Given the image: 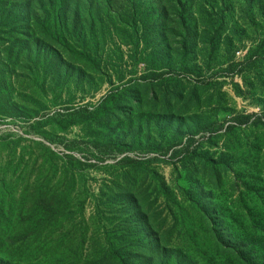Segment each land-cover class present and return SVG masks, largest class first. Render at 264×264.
Listing matches in <instances>:
<instances>
[{
	"label": "rangeland",
	"instance_id": "1",
	"mask_svg": "<svg viewBox=\"0 0 264 264\" xmlns=\"http://www.w3.org/2000/svg\"><path fill=\"white\" fill-rule=\"evenodd\" d=\"M220 227L264 259V0H0V264H239Z\"/></svg>",
	"mask_w": 264,
	"mask_h": 264
},
{
	"label": "trees",
	"instance_id": "2",
	"mask_svg": "<svg viewBox=\"0 0 264 264\" xmlns=\"http://www.w3.org/2000/svg\"><path fill=\"white\" fill-rule=\"evenodd\" d=\"M68 2V0H65ZM142 223L150 227L149 219L147 216L143 215L141 218ZM149 236L147 242L150 244V251L147 252L146 257L151 260L152 263L159 262V258L162 255V250L164 249L161 244V238H158L156 235H152L150 232L148 233ZM219 247L225 250L228 254L234 256L235 260L238 261L239 264H264V259L257 261L255 257L250 253L251 252V245L249 241L240 236H236L225 227H220L218 229L217 235ZM173 250V249H169ZM176 254H173V251L168 252V257L174 259L176 264H182L186 258L185 254L181 250H174ZM172 252V253H171ZM123 264H128L127 259H121ZM155 261V262H154ZM131 264V262L129 263Z\"/></svg>",
	"mask_w": 264,
	"mask_h": 264
}]
</instances>
